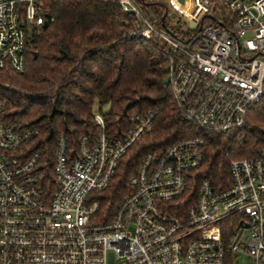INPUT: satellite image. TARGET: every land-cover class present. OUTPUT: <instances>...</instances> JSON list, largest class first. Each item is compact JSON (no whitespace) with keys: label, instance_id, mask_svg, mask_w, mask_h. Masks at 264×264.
Listing matches in <instances>:
<instances>
[{"label":"built area","instance_id":"1","mask_svg":"<svg viewBox=\"0 0 264 264\" xmlns=\"http://www.w3.org/2000/svg\"><path fill=\"white\" fill-rule=\"evenodd\" d=\"M42 1L52 0H0V70L24 71L22 23H43ZM214 1L167 0L192 33L181 41L144 19L132 0H118L124 13L142 19L130 38L156 35L174 52L167 66L173 95L187 122L207 132L241 128L264 96V0H220L236 16L233 26L199 27ZM3 113L0 106V264H235L241 251L249 264H264V154L232 161L221 191L198 180L195 196L184 198L193 204L182 211L175 201L194 186L205 140L176 141L161 155L146 154L111 221L93 225L98 202L88 196L107 187L119 160L150 133L153 115L131 116V127L111 139L95 113L97 138L80 137L75 150L59 135L56 188L48 194L40 154L26 147L37 131L19 129ZM232 225L224 244L222 228ZM240 231L248 237L243 244L235 240Z\"/></svg>","mask_w":264,"mask_h":264},{"label":"trees","instance_id":"2","mask_svg":"<svg viewBox=\"0 0 264 264\" xmlns=\"http://www.w3.org/2000/svg\"><path fill=\"white\" fill-rule=\"evenodd\" d=\"M132 1L144 19L158 29L164 30V24L165 30L178 37V30L171 28L175 15L169 13L165 0ZM43 19L40 25L22 23L24 71L0 70V106L6 122L37 131L26 147L40 154L41 185L48 194L56 188L52 167L59 135L75 150L80 137L97 138L96 111L111 139L123 136L131 127V116L153 115L150 133L119 160L107 187L88 196L98 202L91 224L109 223L130 193L129 180L146 154L161 155L176 141L205 140L194 186L187 187L175 201L184 205L182 211L193 204L184 198L190 192L195 196L198 180L205 179L221 191L229 186L232 161L264 154V96L250 107L239 129L207 132L190 125L167 80L174 52L156 35L148 40L130 38L132 30L143 26L142 19L124 13L118 0H52ZM235 20L228 7L215 0L199 27L218 24L228 28ZM234 230L233 225L223 226L224 244Z\"/></svg>","mask_w":264,"mask_h":264},{"label":"rangeland","instance_id":"3","mask_svg":"<svg viewBox=\"0 0 264 264\" xmlns=\"http://www.w3.org/2000/svg\"><path fill=\"white\" fill-rule=\"evenodd\" d=\"M165 4L167 5L168 2L167 0L164 1ZM40 6L43 10V12H46L48 10V6H49V1H42L40 3ZM168 7V5H167ZM182 9H184V12L188 15L189 19L192 20L193 18V13L191 12L192 9L190 10V7L185 6ZM169 13H172L170 11V8L168 7ZM178 15L175 14V16L173 17L172 21H171V28H176L178 30V39L181 41H184L188 35L191 33V31L188 29L187 25L183 22H181ZM175 30V29H174ZM105 110V109H104ZM95 113H98L97 111ZM247 235L242 233L241 231L237 234V236L235 237V240L238 241L239 243L243 244L245 242H247ZM250 263V259L249 256L247 255V253L245 252H239L235 261V264H249Z\"/></svg>","mask_w":264,"mask_h":264},{"label":"water","instance_id":"4","mask_svg":"<svg viewBox=\"0 0 264 264\" xmlns=\"http://www.w3.org/2000/svg\"><path fill=\"white\" fill-rule=\"evenodd\" d=\"M141 1H142V0H141ZM179 1L182 2V0H179ZM166 10H167V9H165L164 15L166 14ZM164 15H163V20H164ZM188 26H189L190 29H194V25H193V24L190 23ZM163 28H164V30H165V26H164V24H163ZM165 31H166L167 33H169L170 35H172L169 31H167V30H165Z\"/></svg>","mask_w":264,"mask_h":264}]
</instances>
